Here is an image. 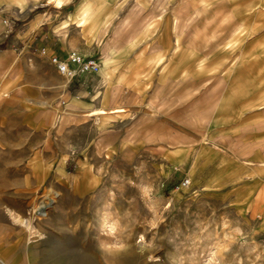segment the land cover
Masks as SVG:
<instances>
[{"label": "crops", "instance_id": "0c3cea01", "mask_svg": "<svg viewBox=\"0 0 264 264\" xmlns=\"http://www.w3.org/2000/svg\"><path fill=\"white\" fill-rule=\"evenodd\" d=\"M1 16L16 30L8 36L0 25V97L19 85L25 99L14 105L30 116L25 135L0 124V263L37 258L22 215L29 201L17 199L31 192L8 189L4 170L19 142L53 163V110L40 101L60 94L95 142L105 135L110 151H141L264 225V0H0ZM70 50L98 67L64 85L48 55ZM8 68H30L55 92L30 98L23 78L2 75Z\"/></svg>", "mask_w": 264, "mask_h": 264}, {"label": "rangeland", "instance_id": "374dc122", "mask_svg": "<svg viewBox=\"0 0 264 264\" xmlns=\"http://www.w3.org/2000/svg\"><path fill=\"white\" fill-rule=\"evenodd\" d=\"M0 25L8 36L16 30L6 16ZM2 75L23 78L30 98L55 92L30 68H8ZM15 85L0 97V124L10 136L12 130L25 135L21 123L30 116L14 105L25 99ZM40 104L53 110V163L32 159L33 149L19 142L16 154L8 149L4 170L8 189L32 195L17 198L29 201L22 215L33 226L38 255L31 264H78L81 258L108 264L111 252L126 264H264V225L244 205L192 186L169 166L146 163L141 151H110L105 135L95 142L94 134L79 130L61 94ZM185 178L189 183L182 184ZM42 200L49 202L41 216L36 208ZM107 221L114 225L104 231Z\"/></svg>", "mask_w": 264, "mask_h": 264}, {"label": "built area", "instance_id": "2783aa9c", "mask_svg": "<svg viewBox=\"0 0 264 264\" xmlns=\"http://www.w3.org/2000/svg\"><path fill=\"white\" fill-rule=\"evenodd\" d=\"M40 53L47 54L46 47L40 48ZM49 61L56 67L57 71L69 78L82 73L96 71L98 67L97 59L93 56H84L75 50H70L64 54L50 53ZM189 183V179L185 178L182 184ZM0 264H6L1 262Z\"/></svg>", "mask_w": 264, "mask_h": 264}, {"label": "bare ground", "instance_id": "6f19581e", "mask_svg": "<svg viewBox=\"0 0 264 264\" xmlns=\"http://www.w3.org/2000/svg\"><path fill=\"white\" fill-rule=\"evenodd\" d=\"M69 78V77H68ZM48 202L49 201H41L40 203H39V205L37 206V208H36V210L38 211V213L42 216V215H44V214H46V206H47V204H48ZM45 210V211H44ZM106 224L103 226L105 229H104V231L106 230H110L112 227H113V223L111 222V221H107V222H105ZM103 231V230H102ZM109 253V252H108ZM113 252H111V257H110V259L108 260V264H117V262H116V260H119L120 261V263L119 264H126L125 262H127L125 259L126 258H122V257H120V258H117L114 254H112ZM92 262V261H91ZM78 264H88L87 263V260H86V258L84 259V258H81L80 259V261L78 262Z\"/></svg>", "mask_w": 264, "mask_h": 264}, {"label": "trees", "instance_id": "16d2710c", "mask_svg": "<svg viewBox=\"0 0 264 264\" xmlns=\"http://www.w3.org/2000/svg\"><path fill=\"white\" fill-rule=\"evenodd\" d=\"M5 47H6L5 42L0 43V49H3V48H5Z\"/></svg>", "mask_w": 264, "mask_h": 264}]
</instances>
